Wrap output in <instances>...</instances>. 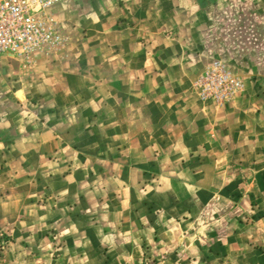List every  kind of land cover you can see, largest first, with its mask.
<instances>
[{
  "label": "rangeland",
  "instance_id": "rangeland-1",
  "mask_svg": "<svg viewBox=\"0 0 264 264\" xmlns=\"http://www.w3.org/2000/svg\"><path fill=\"white\" fill-rule=\"evenodd\" d=\"M132 1L63 0L55 49L0 56V264H262L264 165L219 138L188 162L159 93L186 60L216 122L264 95V0ZM216 61L242 83L224 104L195 86Z\"/></svg>",
  "mask_w": 264,
  "mask_h": 264
},
{
  "label": "crops",
  "instance_id": "crops-1",
  "mask_svg": "<svg viewBox=\"0 0 264 264\" xmlns=\"http://www.w3.org/2000/svg\"><path fill=\"white\" fill-rule=\"evenodd\" d=\"M136 2V0L132 1V5L128 11L129 14L133 15L134 12H137L138 7L136 6ZM150 47L157 49L156 46L150 45ZM164 61L165 60L160 63H163ZM146 66L151 67L152 64L147 63ZM160 67H163V70L165 71L164 75L175 74L172 75V77H167L168 82L165 84V87L162 88V93H159L160 96H162L163 101L169 102L168 104H165V111L162 114L163 117L165 116V124L174 126L172 129L168 128L169 139H167V141L170 142V146H176L175 141L172 140H178V145L185 149L184 157L186 156L187 161L191 162L194 159L198 161L196 157L194 158V156H191V150H194V148H197L198 150L210 148V146L214 144L215 139L219 138L220 140H217V142H221L220 153L222 154L223 151L226 153V156L222 159L224 160V163L235 162L241 158L243 162L248 165H264L263 94H252L248 101V106L245 105L246 107L242 108L238 107L236 100L233 99L229 103L232 105V111L226 112V114L221 117L223 118V121H226V124H221V120H218L217 124L216 120L213 118L215 113H213L208 107H205V104H202V108H191L189 103H186V106L184 104L189 98L190 77L193 79L197 75L192 70L194 68L189 65L188 61L167 60ZM258 89H260V91L262 90L261 88ZM247 94L248 92L243 91L242 96L245 97ZM153 95L155 96V92ZM195 98L199 101L200 97L198 98L195 96ZM133 99L134 98H132V100ZM174 100L180 101V104L177 101L173 102ZM198 104L201 105V103ZM12 120H14L12 116L5 120L1 118L0 123L1 125L9 124ZM175 127H178V130H174ZM175 131H179L178 135ZM240 147L242 149L236 154L235 149ZM202 157H204V155L200 156V161L203 162L204 160H202ZM208 158L210 161L213 159L210 156H208ZM248 167L249 169L251 168L250 166ZM259 174V178L261 179V170ZM260 194L263 197V188ZM4 217L5 221L9 220L6 218V215ZM262 264H264V259H262Z\"/></svg>",
  "mask_w": 264,
  "mask_h": 264
},
{
  "label": "built area",
  "instance_id": "built-area-1",
  "mask_svg": "<svg viewBox=\"0 0 264 264\" xmlns=\"http://www.w3.org/2000/svg\"><path fill=\"white\" fill-rule=\"evenodd\" d=\"M63 0H0V56L30 57L55 49L61 42L53 12ZM201 99L224 104L236 95L241 81L221 62H214L195 81Z\"/></svg>",
  "mask_w": 264,
  "mask_h": 264
},
{
  "label": "bare ground",
  "instance_id": "bare-ground-1",
  "mask_svg": "<svg viewBox=\"0 0 264 264\" xmlns=\"http://www.w3.org/2000/svg\"><path fill=\"white\" fill-rule=\"evenodd\" d=\"M20 95V94H19Z\"/></svg>",
  "mask_w": 264,
  "mask_h": 264
}]
</instances>
